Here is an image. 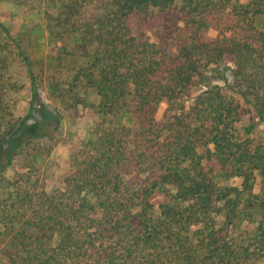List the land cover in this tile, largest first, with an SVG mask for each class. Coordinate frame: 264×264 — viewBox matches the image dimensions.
<instances>
[{
    "label": "trees",
    "instance_id": "obj_1",
    "mask_svg": "<svg viewBox=\"0 0 264 264\" xmlns=\"http://www.w3.org/2000/svg\"><path fill=\"white\" fill-rule=\"evenodd\" d=\"M9 1L43 14L58 42L51 96L91 91L126 123L99 136L64 193L13 184L0 264L263 261L264 0H109L92 18L93 0ZM24 43L0 23V174L54 133L44 117L29 123L41 80ZM15 61L30 80L22 118L9 104ZM245 106L258 122L243 120Z\"/></svg>",
    "mask_w": 264,
    "mask_h": 264
},
{
    "label": "rangeland",
    "instance_id": "obj_2",
    "mask_svg": "<svg viewBox=\"0 0 264 264\" xmlns=\"http://www.w3.org/2000/svg\"><path fill=\"white\" fill-rule=\"evenodd\" d=\"M107 1L109 0H93L86 11L87 18L98 13V6ZM0 23L18 39L24 40L26 48L31 52L36 72L40 73L41 87L38 86L41 92V108L29 119L30 125L44 117L54 130L49 137L29 145L30 148L34 146L35 150L26 149L14 160L13 166L0 174L1 208L2 201L8 197L13 184L19 180L33 182L37 192L43 190L56 195L64 193L67 179L76 173L79 161L87 157L99 136L110 128H120L121 124L126 123V118L123 114L118 117L103 115L97 106L98 97L91 91L78 93L74 100L55 99L51 96L48 76L53 72L52 59L57 54L58 42L50 39L42 27L43 14L20 8L9 0H0ZM257 26L264 29V16L257 18ZM214 36L215 33L211 32L207 37ZM223 62L225 67H234L233 59L229 56ZM22 67L15 61L11 63L8 73L18 88L9 95L10 111L15 118L27 116L31 99L30 80ZM243 113L245 122L250 119V122H258L248 106H245ZM56 115L60 117L58 126L54 124ZM259 130L262 132L264 126L259 125ZM255 192H260L259 182ZM21 207L31 209L28 203ZM253 227L254 225L248 228ZM11 236L10 229L5 228L0 221V258L7 257L9 250L6 247ZM256 264H264V260Z\"/></svg>",
    "mask_w": 264,
    "mask_h": 264
}]
</instances>
